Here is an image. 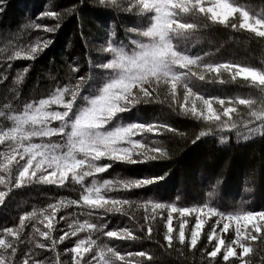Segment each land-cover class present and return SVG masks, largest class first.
<instances>
[{"label": "snow or ice", "instance_id": "snow-or-ice-1", "mask_svg": "<svg viewBox=\"0 0 264 264\" xmlns=\"http://www.w3.org/2000/svg\"><path fill=\"white\" fill-rule=\"evenodd\" d=\"M105 2L100 0L101 4ZM107 2L121 6L118 0ZM123 10L139 17L142 23L128 29L134 38H130L127 43L109 38L102 49L107 58L95 65L101 75L98 77L99 86L92 94L81 93L83 86L93 82V78L80 76L75 86L58 85L46 98L25 103L21 110H0V120L7 122L0 125V205L6 202L14 189L31 184L63 187L71 181L82 189L80 199L59 201L47 209L33 210L20 217L18 227L0 231V264H15L17 245L21 242L25 222L33 220L43 226L33 225L31 242L37 250L55 251L65 240L77 238L73 247L65 249L66 253L71 254L72 264H134L132 257L152 259L143 251L122 255L112 247L99 245L91 236L98 232L109 239L136 240L138 237L128 228L105 231L106 224L74 220L58 238L53 232L56 214L62 207L86 208L89 217L103 218L110 213L127 215L124 205H130L131 202L115 198L110 193L142 188L164 179L163 176L135 181L96 179L98 174L112 167V163H101L103 160L136 164L166 155L162 148L149 147L142 138L137 137L176 131L169 125L114 123L121 114L130 112L137 104L150 103L156 99L159 96L158 89L162 86L167 88L173 101L178 100V92L182 89L183 103L179 104L180 110L185 115L215 125L219 132L235 131L244 140L253 135H264V66L207 62V54L194 55L188 47L197 38L201 28L212 25L246 31L256 38L264 39V11L251 10L238 0H128ZM42 15L57 18L59 13L46 11ZM43 30L53 31L47 26ZM111 37H115V33ZM51 43L48 40L42 45L38 43L31 46L23 56L17 51L9 56V60L35 59ZM194 68L197 70L194 71ZM28 71L29 68L25 67L16 77L18 84ZM72 71L78 73L79 69L74 67ZM222 71L230 73L233 81L241 79L258 89L261 93L259 98L206 97L190 86L194 79L205 82L206 74L219 77ZM207 82L224 83L215 78ZM214 104H218L220 109L215 108ZM233 104L245 106L249 110L251 118L243 121L245 134L241 135L238 131L240 122L234 116L239 117L240 113L237 107L231 106ZM2 107L10 109L11 105L4 104ZM212 132V128L208 132L201 131L193 143ZM54 138H58V141L54 142ZM220 142L226 143L227 138L221 135ZM89 178L90 184L87 183ZM149 205L152 208L151 220L148 215L145 216L149 236L153 231L152 220H155L157 210H167L164 240L169 248L173 246L174 240L196 248L207 223L201 218L202 215L218 218L216 224L211 226V231L206 233L209 244H213L212 250L206 251V256L212 260L222 255L225 264H232L233 261L250 264L248 258L255 251L252 242L264 238V210L241 209L225 214L208 204L177 207L174 203L164 204L152 200L143 203L145 208ZM173 213H178L182 221L178 229L173 227ZM193 215L195 224L186 235V217ZM60 219L64 220L65 217L61 216ZM232 222H235V238L226 243L217 232V227L222 223L220 232L227 233ZM80 233L88 235L80 239ZM35 256L34 251L24 253L21 264H45L44 260ZM55 264H62L59 253L55 257Z\"/></svg>", "mask_w": 264, "mask_h": 264}, {"label": "trees", "instance_id": "trees-1", "mask_svg": "<svg viewBox=\"0 0 264 264\" xmlns=\"http://www.w3.org/2000/svg\"><path fill=\"white\" fill-rule=\"evenodd\" d=\"M128 0H118L121 6L100 0H0V110H21L25 103L46 98L56 86H75L80 76L93 78L82 88V95H90L99 86L101 72L95 67L105 61L107 54L102 49L109 38L127 43L133 34L129 28L137 27L141 19L123 10ZM242 5L254 11H264V0H238ZM46 11L59 13L57 18L45 17ZM200 23H204L200 21ZM36 25H40L39 28ZM50 27L52 32L44 31ZM115 33V37L111 34ZM52 41L37 58L9 60V56L20 51L25 52L36 44ZM194 55H206L207 62H234L253 67L264 66V39L256 38L246 31H233L219 25L201 28L197 38L188 45ZM28 67L29 71L18 84L16 77ZM79 72H73L72 68ZM223 80L224 83L207 82L212 79ZM194 91L206 97L218 98H259L258 89L249 86L245 81L232 80L228 72H221L219 77L206 74V81L193 80ZM135 91V90H134ZM159 96L150 103L141 102L130 112L123 113L114 123H156L166 124L175 129L174 132L162 131V134L148 133L143 139L149 147H160L166 155L145 163H121L103 160L101 163H112L105 173L98 174V181H128L163 176V180L130 191H115L111 196L127 199L130 205H124L122 213L108 214L103 218L89 217L87 209L77 206L62 207L56 214L55 231L58 238L68 230V224L74 220H84L97 224H106L105 231L130 229L138 238L136 240L109 239L101 233H92L99 245H106L119 251L122 255L132 252L148 253L152 259L132 257L134 264H225L222 255L215 260L206 256L213 244H209L206 233L217 217L205 219L201 236L196 248H190L178 241L169 248L164 240L167 210H157L152 220L153 231L147 234L145 216L151 220L152 208L143 207L148 200L164 204H176L177 207H194L208 204L228 214L244 210H264V135H253L244 140L237 132H219L215 125L185 115L179 104L183 103V90L178 92V100L173 101L165 87L158 89ZM4 104L11 105L4 109ZM190 106V105H189ZM237 107L240 122L239 133L245 134L243 121L250 119L248 109L242 105ZM218 110L220 106L214 104ZM242 118V119H241ZM0 120V125L6 124ZM55 126V125H54ZM196 140L201 132H208ZM221 135L227 138L220 142ZM58 138H54L57 142ZM149 155H152L149 152ZM142 159V157H134ZM87 183H91V178ZM2 190V189H0ZM81 187L68 181L65 186L47 184H31L16 188L0 205V231L5 228L19 226L20 217L33 210L47 209L49 205L59 201L68 202L80 199ZM206 211V209H205ZM65 217L61 220L60 217ZM206 217V216H205ZM185 226L188 235L195 223V216L186 217ZM182 222L178 213H173V227L178 229ZM37 221H26L18 243L15 264H21L24 253L34 251L35 258L45 264H55L59 253L62 264H72L71 254L65 249L74 246L76 237L59 244L55 251L37 250L32 241L33 225ZM220 225L217 227L219 229ZM230 232H227V236ZM88 233H80L84 239ZM37 239H40L37 237ZM226 241V240H225ZM47 243V241L41 240ZM214 243V242H213ZM255 251L249 256L250 264H264V238L252 242ZM232 264H238L233 261Z\"/></svg>", "mask_w": 264, "mask_h": 264}, {"label": "rangeland", "instance_id": "rangeland-1", "mask_svg": "<svg viewBox=\"0 0 264 264\" xmlns=\"http://www.w3.org/2000/svg\"><path fill=\"white\" fill-rule=\"evenodd\" d=\"M194 71L195 70H197V69H193ZM198 103V105H199V102H197ZM207 211V210H206ZM205 211V212H206ZM206 215H202V219H208L209 217L208 216H206ZM218 219V218H217ZM226 222V221H225ZM173 223V222H172ZM195 224V223H194ZM215 224H216V222H215ZM222 226H223V224L221 223L220 224V227H219V229L217 230V232L219 233V235L223 238V239H225L226 240V243H229V242H231V240L232 239H234L235 238V232H234V229H235V222H232L231 223V225H230V228H229V231L228 232H230L229 233V235L227 236V233H224V232H220V228H222ZM237 251L239 252L240 251V249L239 248H237Z\"/></svg>", "mask_w": 264, "mask_h": 264}]
</instances>
